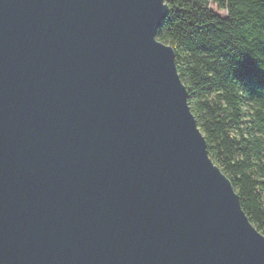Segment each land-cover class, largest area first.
Returning a JSON list of instances; mask_svg holds the SVG:
<instances>
[{
	"label": "water",
	"instance_id": "95a60500",
	"mask_svg": "<svg viewBox=\"0 0 264 264\" xmlns=\"http://www.w3.org/2000/svg\"><path fill=\"white\" fill-rule=\"evenodd\" d=\"M166 0H0V264H264L208 153Z\"/></svg>",
	"mask_w": 264,
	"mask_h": 264
},
{
	"label": "trees",
	"instance_id": "16d2710c",
	"mask_svg": "<svg viewBox=\"0 0 264 264\" xmlns=\"http://www.w3.org/2000/svg\"><path fill=\"white\" fill-rule=\"evenodd\" d=\"M166 2L157 38L174 49L209 156L264 234V0Z\"/></svg>",
	"mask_w": 264,
	"mask_h": 264
},
{
	"label": "rangeland",
	"instance_id": "374dc122",
	"mask_svg": "<svg viewBox=\"0 0 264 264\" xmlns=\"http://www.w3.org/2000/svg\"><path fill=\"white\" fill-rule=\"evenodd\" d=\"M209 7L210 8H212L215 12H217L218 14H220V15H226V11L225 10H222V9H219L218 7H217V5L216 4H214V3H210L209 4Z\"/></svg>",
	"mask_w": 264,
	"mask_h": 264
}]
</instances>
